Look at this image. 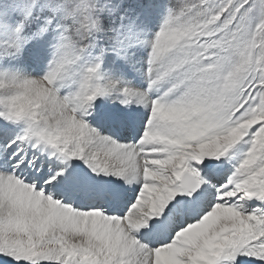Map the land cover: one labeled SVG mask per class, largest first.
Listing matches in <instances>:
<instances>
[{
    "label": "snow or ice",
    "instance_id": "6c2138e0",
    "mask_svg": "<svg viewBox=\"0 0 264 264\" xmlns=\"http://www.w3.org/2000/svg\"><path fill=\"white\" fill-rule=\"evenodd\" d=\"M0 264H264V0H0Z\"/></svg>",
    "mask_w": 264,
    "mask_h": 264
}]
</instances>
